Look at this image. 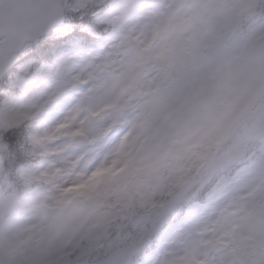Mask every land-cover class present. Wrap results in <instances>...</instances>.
I'll return each mask as SVG.
<instances>
[{"label":"snow or ice","instance_id":"snow-or-ice-1","mask_svg":"<svg viewBox=\"0 0 264 264\" xmlns=\"http://www.w3.org/2000/svg\"><path fill=\"white\" fill-rule=\"evenodd\" d=\"M67 16L78 18L79 27L96 25L103 33L100 40L110 42L100 64L109 66L111 76L89 80L81 102L110 84L126 90L136 107L118 118L128 120L149 143L163 141L177 121L225 88L233 90L264 132V0H0V264H40L37 251L28 247L32 230L63 213L70 202L63 189L75 177L60 174L86 154L61 164L57 156L75 150L77 137L51 140V130L19 127L26 115L21 99L30 86L19 76L12 78L17 49ZM94 36L85 45L100 43ZM81 84L80 76L62 81L37 111L61 89L70 97ZM67 109L62 123L74 122L79 104ZM126 142L120 139L103 159L115 163L126 154ZM259 182L264 185V174ZM201 211L208 213L200 229L203 241L184 249L181 264H264V199L243 214L231 204L214 207L211 202ZM25 216L35 221L31 228L17 226ZM150 249L158 251L152 245L145 251ZM133 251L134 241L112 232L86 247L82 264H130Z\"/></svg>","mask_w":264,"mask_h":264},{"label":"rangeland","instance_id":"rangeland-1","mask_svg":"<svg viewBox=\"0 0 264 264\" xmlns=\"http://www.w3.org/2000/svg\"><path fill=\"white\" fill-rule=\"evenodd\" d=\"M72 25L78 26V21H65L54 29L53 34L65 35ZM83 28H87L91 34L95 32L94 25H85ZM99 41L97 47L90 49H82L80 45L73 44L69 49L60 50L54 61L55 64L50 65L46 71L32 72L28 70L29 64L25 63L19 65L17 71L12 74L13 80L19 76L30 86V91L21 99V111L26 113L23 118H30L34 122L35 131L51 130V140H57L62 136L78 138L75 142L77 148L63 152L57 156V160L64 164L76 155L86 153L77 164L72 166L71 171L60 174L75 177L74 182L63 189L65 198L70 201L63 213L59 217H50L42 229L32 230L28 247L37 251L40 264L59 262L63 242L71 241L73 237L78 238L88 223L94 219L96 215L94 209L95 206L97 207L99 195L108 197L112 188L115 189V199L119 201H122L117 197L119 193L127 195L124 190H120L123 176L117 171L118 164H123V160L127 157L134 163L141 164L147 175V180H138L135 183L140 203L147 209L146 193H151L152 200L153 197L168 190V180L162 177L161 171L168 173L170 178L173 170L168 166V162L179 159L189 150V134L201 128H211L217 141L202 166L203 172L210 176L208 180V177L204 179L208 181V188L204 192L205 201H193L187 209L186 216L169 239L160 241L153 247L158 248V251L153 252L150 249L142 254L135 264H156L165 250L179 255L185 248L198 241L202 242L205 234L200 229L208 218V213L201 211L204 204L211 202L214 207L231 204L234 211L243 214L255 202L264 199V185L259 182V176L264 174V132L249 111L245 112L246 124L235 132L229 144L217 151L218 145L221 144L220 139L230 130L226 127L228 116L223 115V110L225 103L235 95L231 88L223 89L202 109L182 117L173 125L171 132L163 141L149 143L147 138L136 135L128 120L118 118L121 111L131 113L136 107L133 99L125 95L126 90L110 84L106 88L92 92L81 102L89 80L96 82L111 76L109 66L100 64L110 42ZM73 76H80L82 84L72 90V96L64 97L65 93L61 89L60 95L37 111L36 106L46 101L51 93L60 89L62 81L69 80ZM74 102L79 104L74 122L62 123L68 112L67 108ZM120 129L123 131L119 136H115L114 133ZM91 137L95 139L90 140ZM118 139H126V154L115 163L111 162V157L105 161L103 158L109 155L112 145ZM243 157L248 158L249 162L226 176L224 174L226 168L244 162ZM86 169L90 170L84 171ZM253 170L254 174L249 176L248 173ZM213 178H215L214 183H212ZM195 179L196 177H193L178 185L172 198L184 195L194 185ZM168 207L161 206L160 210ZM125 221L126 229L129 230L125 235L132 241L157 231L163 234V222H159V215L144 222L126 216ZM34 223L31 217L25 216L19 218L17 226L31 228Z\"/></svg>","mask_w":264,"mask_h":264},{"label":"clouds","instance_id":"clouds-1","mask_svg":"<svg viewBox=\"0 0 264 264\" xmlns=\"http://www.w3.org/2000/svg\"><path fill=\"white\" fill-rule=\"evenodd\" d=\"M189 137V150L184 152L179 159H172L168 162V166L173 170L170 178L168 173L161 171L162 177L168 180V190L164 193L165 196L178 185L196 176L216 142L211 128L207 127L191 132ZM118 144L119 139L112 145L111 151ZM146 199L151 203V193H146ZM167 202L165 199L156 201L160 205H164ZM183 255L184 252L177 255L165 250L159 256L156 264H181Z\"/></svg>","mask_w":264,"mask_h":264},{"label":"trees","instance_id":"trees-1","mask_svg":"<svg viewBox=\"0 0 264 264\" xmlns=\"http://www.w3.org/2000/svg\"><path fill=\"white\" fill-rule=\"evenodd\" d=\"M44 48V47H43ZM38 53H41L42 51H37ZM39 55V54H38ZM32 57L38 62V56L36 54L32 55ZM42 60V59H41ZM22 130L28 131V128L24 122H21L19 126ZM7 143V141H5ZM2 150V149H0ZM3 163V161H0ZM127 182L129 184V191H134L132 188V181L130 177H127ZM102 201V206L100 208V217L98 218L97 223L95 224L101 231H110V232H116V219L118 218V214H120V210L117 209V202L115 199L106 200L104 198H100ZM128 202L133 205L134 199L133 198H127ZM100 233V232H99ZM75 256L72 255V259H74Z\"/></svg>","mask_w":264,"mask_h":264},{"label":"water","instance_id":"water-1","mask_svg":"<svg viewBox=\"0 0 264 264\" xmlns=\"http://www.w3.org/2000/svg\"><path fill=\"white\" fill-rule=\"evenodd\" d=\"M45 32H47V30L40 32L38 35L43 34V33H45ZM38 35H37V36H38ZM37 36H36V37H37ZM36 37H35L33 40H35ZM15 59H16V58H15ZM14 62H15V61H14ZM0 75H2V73H0ZM143 243H144V242L139 243V244H134V251L132 252V254H131L129 260H131V258H132V256L134 255V253L137 252V251L140 249V246H141ZM77 264H82V263H77Z\"/></svg>","mask_w":264,"mask_h":264},{"label":"bare ground","instance_id":"bare-ground-1","mask_svg":"<svg viewBox=\"0 0 264 264\" xmlns=\"http://www.w3.org/2000/svg\"><path fill=\"white\" fill-rule=\"evenodd\" d=\"M30 58H33V57H30Z\"/></svg>","mask_w":264,"mask_h":264}]
</instances>
